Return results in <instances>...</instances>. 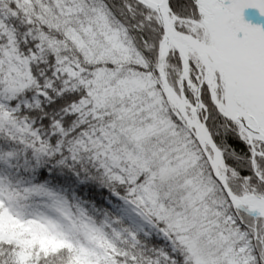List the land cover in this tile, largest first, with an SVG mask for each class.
Here are the masks:
<instances>
[{
	"label": "snow or ice",
	"instance_id": "obj_1",
	"mask_svg": "<svg viewBox=\"0 0 264 264\" xmlns=\"http://www.w3.org/2000/svg\"><path fill=\"white\" fill-rule=\"evenodd\" d=\"M0 264H264V0H0Z\"/></svg>",
	"mask_w": 264,
	"mask_h": 264
}]
</instances>
